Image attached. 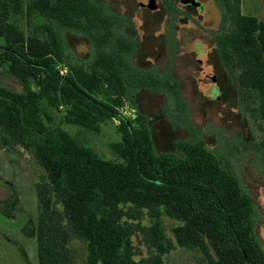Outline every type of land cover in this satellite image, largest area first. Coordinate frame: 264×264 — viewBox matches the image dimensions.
Segmentation results:
<instances>
[{
  "label": "trees",
  "instance_id": "trees-1",
  "mask_svg": "<svg viewBox=\"0 0 264 264\" xmlns=\"http://www.w3.org/2000/svg\"><path fill=\"white\" fill-rule=\"evenodd\" d=\"M216 4L226 25L213 37L219 62L245 112L264 125V22L242 14L241 0ZM17 16L25 30L13 21ZM124 22L93 0L0 1V70L21 87L0 86V148L23 149L43 172L34 183L36 264H73L71 239L86 245L87 264H166L177 247L205 264H264L251 197L193 135L174 143L179 154H158L147 118L120 116L119 141L109 146L116 159L108 160L52 126L47 109L64 108V124L98 134L134 88L166 87L180 100L175 84L136 72L130 61L136 41L118 30ZM63 33L87 41L86 60L66 62ZM258 148L264 159V133ZM163 217L177 223L173 239ZM137 231L149 250L139 260Z\"/></svg>",
  "mask_w": 264,
  "mask_h": 264
},
{
  "label": "rangeland",
  "instance_id": "rangeland-1",
  "mask_svg": "<svg viewBox=\"0 0 264 264\" xmlns=\"http://www.w3.org/2000/svg\"><path fill=\"white\" fill-rule=\"evenodd\" d=\"M93 1L126 20L118 30L136 41V52L130 60L136 72L161 82L168 80L170 85H176L174 91L180 95L178 100L166 87H159L158 91L134 88L123 98L119 114L130 120L138 114L147 118L158 154H179L174 143L190 140L193 135L228 164L256 207L255 233L264 248V159L258 148L264 125L254 122L245 112L239 93L219 62L213 37L226 25L217 0H195L199 7L167 0L174 11L166 7V0H154L156 10L149 9L148 0ZM240 9L242 14L264 22L263 0H241ZM13 21L26 29L20 16L13 17ZM62 37L67 63L89 57L90 46L84 38L67 33ZM59 69L65 70L63 65ZM0 86L21 92L18 83L3 70ZM47 111L52 126H61L102 158L116 159L109 146L119 141L117 120L101 125L95 134L64 124V108ZM42 175L28 152L19 147L10 151L0 148V264H36L34 183ZM162 222L167 236L173 239L172 229L177 223L167 217ZM149 223L148 218L141 221L142 226ZM132 243L134 259L149 255L140 231L133 235ZM69 247L74 252L73 264H87L84 243L71 239ZM164 259L166 264H205L199 254L178 247Z\"/></svg>",
  "mask_w": 264,
  "mask_h": 264
},
{
  "label": "water",
  "instance_id": "water-1",
  "mask_svg": "<svg viewBox=\"0 0 264 264\" xmlns=\"http://www.w3.org/2000/svg\"><path fill=\"white\" fill-rule=\"evenodd\" d=\"M147 3H148V6H149L150 10H156V5H155L154 0H148ZM181 3H183L184 5H192V6H195V7H199L200 6L199 3L196 2L195 0H181ZM212 81L214 83L216 82L215 81V75H212Z\"/></svg>",
  "mask_w": 264,
  "mask_h": 264
},
{
  "label": "built area",
  "instance_id": "built-area-1",
  "mask_svg": "<svg viewBox=\"0 0 264 264\" xmlns=\"http://www.w3.org/2000/svg\"><path fill=\"white\" fill-rule=\"evenodd\" d=\"M60 74H61V75L65 74V70H64V71H61V70H60ZM119 110L121 111L122 109H119ZM120 111H119V112H120ZM119 112H118V116H117L115 119H113L114 121H116V120L118 121L119 117L121 116V115L119 114Z\"/></svg>",
  "mask_w": 264,
  "mask_h": 264
}]
</instances>
